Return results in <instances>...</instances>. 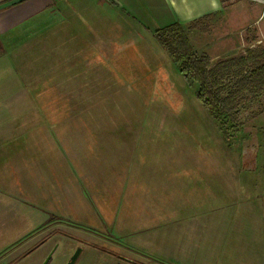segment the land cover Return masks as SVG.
<instances>
[{"label":"rangeland","instance_id":"1","mask_svg":"<svg viewBox=\"0 0 264 264\" xmlns=\"http://www.w3.org/2000/svg\"><path fill=\"white\" fill-rule=\"evenodd\" d=\"M66 1L69 12L64 0L58 2L41 14L38 27L26 28L10 52L0 55V124L8 126L0 141L9 140L0 148V176L5 175L0 177V264L41 242L48 234L38 233L43 225L79 222L85 215L79 211L90 209L82 197L122 195L113 169L145 135L154 152L168 157L169 172L184 173L202 192H222L211 202L202 197L201 206L186 217L223 206L247 207L243 211L249 215L264 217V90L244 93L238 121L222 127L155 35L124 27L98 0H85L83 8L78 0ZM229 5L206 32L213 45L196 43V51L221 56L214 61L264 48V4L233 0ZM145 127L152 130L145 133ZM103 151L112 156L103 159ZM83 178L90 180L88 190ZM48 205L65 216L46 212L52 209ZM90 211L86 216H97ZM61 238L56 234L17 264H39ZM100 245L111 248L105 240ZM130 247L112 248L129 255L132 264H158L144 246ZM63 263L56 253L49 264ZM116 263L95 252L75 264Z\"/></svg>","mask_w":264,"mask_h":264},{"label":"crops","instance_id":"2","mask_svg":"<svg viewBox=\"0 0 264 264\" xmlns=\"http://www.w3.org/2000/svg\"><path fill=\"white\" fill-rule=\"evenodd\" d=\"M61 1L0 0V55L8 54L10 46H13L12 43L18 36H22L26 28L38 27L41 23V14L53 11L52 8H56ZM84 1L78 0L82 8ZM98 1L97 3L112 8L116 12L113 17L124 24V27L135 31L141 29L154 35L157 29L180 23L186 29L195 51L196 43L201 47L213 45V41H207L206 32L217 26L216 14L233 2V0ZM63 4L65 11L69 12L67 1L64 0ZM67 20H70L68 16L65 21ZM220 22L222 26L225 20L220 19ZM106 51L113 54L111 50ZM76 52L83 50L79 49ZM203 52L213 60L221 57L212 56L209 51ZM112 68L114 69L113 65ZM7 130V125L0 124V137L7 133ZM140 130L141 128L136 129L137 132ZM150 130L152 128L145 127L143 131L147 133ZM144 138L145 141L141 140L131 148L130 157L121 158L113 169L117 188L122 191L119 192L122 195L115 192L112 194L91 192L92 196L89 194L82 197L90 209L79 211L85 215L77 218L79 222L76 223L101 230L109 228L110 235L117 237L121 246L129 244L133 248L137 246L142 249L144 246L143 251L153 256L152 260L158 264H264V217L249 215L243 211L247 210V207L237 211L224 206L206 214L196 213L186 217L187 213L195 212V208L201 206L202 197L207 198L205 202H211V197L214 199L222 197V192H202L199 185L185 181L184 173L169 172L168 157L153 151L154 143L152 144L149 135L148 137L145 135ZM147 139L150 141L147 142ZM2 140L0 148L8 146L9 140L6 137L5 141ZM117 145L120 146L119 143ZM117 145L115 144V149ZM106 155L112 156L103 151V159ZM1 162L2 160L0 164ZM89 181L84 179L86 189ZM212 202L216 205L215 200ZM214 205L210 207H216ZM49 208L52 209H47L46 212L65 216L61 212H56L55 207ZM90 210H95L97 216L94 218L86 216L90 214ZM142 231L144 236L141 235ZM218 236L221 237L217 238ZM140 241H143V245Z\"/></svg>","mask_w":264,"mask_h":264},{"label":"trees","instance_id":"3","mask_svg":"<svg viewBox=\"0 0 264 264\" xmlns=\"http://www.w3.org/2000/svg\"><path fill=\"white\" fill-rule=\"evenodd\" d=\"M154 35L187 85L195 90L199 103L222 127L226 121H238L244 93L264 90V48L214 61L207 53L195 51L186 29L178 22L155 30Z\"/></svg>","mask_w":264,"mask_h":264},{"label":"flooded vegetation","instance_id":"4","mask_svg":"<svg viewBox=\"0 0 264 264\" xmlns=\"http://www.w3.org/2000/svg\"><path fill=\"white\" fill-rule=\"evenodd\" d=\"M43 225L41 229L38 230L40 232H46L48 230V234L42 238V241L39 242L36 246L30 249V251L23 252L19 257L11 259L7 261L6 264H17L22 259L26 258L31 252H34L36 249L45 245L49 242L51 238H53L56 234L60 235L62 238L61 243H55L51 246L50 250L47 251L48 253L44 257V259L39 263L43 264L46 259L49 258L47 264L50 263L53 256L58 254V256L64 260L63 264H67L68 261L71 259L73 254L78 250L80 255L76 261V263L83 257L91 259L95 252H104L113 259L117 260L116 264H132L134 263L133 259L126 254H120L117 252L114 247L115 245L121 247L120 240L115 237L114 235H108L103 232V230L92 227L85 224H79L70 221H62L61 225L50 226ZM66 229H70L73 231H68ZM100 240H105L110 244V247H103L100 245ZM125 250L131 251V247L127 244H123L122 246ZM75 264V263H74Z\"/></svg>","mask_w":264,"mask_h":264},{"label":"water","instance_id":"5","mask_svg":"<svg viewBox=\"0 0 264 264\" xmlns=\"http://www.w3.org/2000/svg\"><path fill=\"white\" fill-rule=\"evenodd\" d=\"M79 255H80V252L77 250V251L73 254V256L71 257V259L68 261L67 264H74V263H76V261H77ZM48 260H49V258L46 259V261H45L43 264H47Z\"/></svg>","mask_w":264,"mask_h":264},{"label":"built area","instance_id":"6","mask_svg":"<svg viewBox=\"0 0 264 264\" xmlns=\"http://www.w3.org/2000/svg\"><path fill=\"white\" fill-rule=\"evenodd\" d=\"M251 1H258V2H262L264 4V0H251Z\"/></svg>","mask_w":264,"mask_h":264}]
</instances>
